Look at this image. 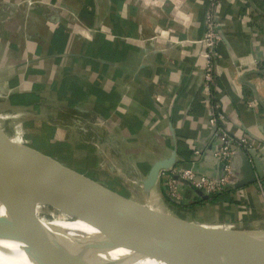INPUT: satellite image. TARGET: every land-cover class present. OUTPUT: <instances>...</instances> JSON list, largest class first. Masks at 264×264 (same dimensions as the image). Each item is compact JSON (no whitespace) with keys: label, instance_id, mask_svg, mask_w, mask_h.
<instances>
[{"label":"crops","instance_id":"crops-1","mask_svg":"<svg viewBox=\"0 0 264 264\" xmlns=\"http://www.w3.org/2000/svg\"><path fill=\"white\" fill-rule=\"evenodd\" d=\"M210 4L0 0V130L77 170L33 145L46 134L94 175L77 171L121 200L208 227L264 228V177L257 170L260 181L234 188L233 204L202 200L181 183L183 209L175 210L166 177L151 202L144 189L152 166L174 153L176 166L219 176L214 153L221 141L209 123L199 43ZM217 18L223 41L216 102L233 135L258 143L255 158L264 171V73L256 66L264 65V0H225ZM14 96L22 102L10 103ZM237 162L242 171L241 157Z\"/></svg>","mask_w":264,"mask_h":264},{"label":"water","instance_id":"water-1","mask_svg":"<svg viewBox=\"0 0 264 264\" xmlns=\"http://www.w3.org/2000/svg\"><path fill=\"white\" fill-rule=\"evenodd\" d=\"M255 151L249 154L240 151L234 157V163L240 173V179L234 188L245 187L256 183L264 177V171L255 158ZM0 154L20 156L24 163L15 167L0 156V200L12 210L13 221L9 226L0 220V240L11 241L22 233L39 234L50 229L41 227L34 215L36 204L51 203L58 209L75 214L56 203L44 190L56 193L64 199L79 201L91 206L98 215V221L83 218L84 221L96 227L105 229L116 237L133 239L152 245L168 246L174 243L186 244V250L181 252L182 245L175 248L176 255L169 259L170 264H264V228L260 229H228L208 227L206 225L184 220L170 213L158 211L148 205L131 203L117 198L114 194L101 188L90 177L79 171L67 168L24 145L10 141L0 130ZM238 157L242 160V171L238 169ZM217 162V161H216ZM218 164V163H217ZM176 166V153L170 159L156 162L150 169L144 181L146 197L159 184L162 174ZM219 166V165H218ZM222 167H220L221 172ZM260 181V180H259ZM202 200L211 196L189 185ZM24 197L28 202L22 204ZM176 202V201H175ZM107 214L119 217L132 224H138L148 229L145 233L130 231L111 224ZM166 220L173 224L164 234L153 236L149 231V221ZM16 225V226H15ZM52 242L49 243L51 245ZM51 246L57 247L56 244ZM51 247V252H53ZM54 248V249H55ZM59 252V251H58Z\"/></svg>","mask_w":264,"mask_h":264},{"label":"bare ground","instance_id":"bare-ground-1","mask_svg":"<svg viewBox=\"0 0 264 264\" xmlns=\"http://www.w3.org/2000/svg\"><path fill=\"white\" fill-rule=\"evenodd\" d=\"M0 156L16 168H20L24 163L20 156ZM44 193L82 217L72 222H52L50 225L56 228L39 234L22 233L8 242L0 240V264H170L169 259L178 253L174 252L176 247L182 245L180 251L186 250V244L183 243L159 246L113 236L105 229L83 220L86 218L98 221V215L91 206L64 199L49 190H44ZM107 219L111 224L115 223L117 227L130 231H148L141 225L132 224L113 215L107 214ZM148 225L153 236L162 235L173 226L172 223L163 221H149ZM50 242L57 247L49 245ZM49 258L55 259L57 263H50Z\"/></svg>","mask_w":264,"mask_h":264},{"label":"built area","instance_id":"built-area-1","mask_svg":"<svg viewBox=\"0 0 264 264\" xmlns=\"http://www.w3.org/2000/svg\"><path fill=\"white\" fill-rule=\"evenodd\" d=\"M223 1L225 0H211L208 12L205 15V32L199 41L202 45L204 89L208 91L209 100L212 102L210 105L211 116L209 123L213 128L214 137L221 141L220 147L214 153V157L222 169L217 177L200 176L193 167L184 168L176 166L169 171L163 172L162 177L167 178L169 196L177 203H181L184 200L181 183H184L186 186L190 185L194 189L201 190L210 196L234 188V185L240 179V173L234 163L235 155L243 151L250 156L251 151L259 149L258 143L254 138L235 136L229 131L226 126L227 116L218 108L216 102V67L218 60L221 58L219 47L223 41L217 18V10L221 7ZM242 1L246 2V0ZM29 5H32V2L29 1ZM243 5L247 8L250 7L251 3L247 1ZM256 66L262 69L264 73V65L259 64ZM257 105L258 101L256 99L247 102L249 110L255 109ZM260 188L264 193V186L261 182Z\"/></svg>","mask_w":264,"mask_h":264},{"label":"trees","instance_id":"trees-1","mask_svg":"<svg viewBox=\"0 0 264 264\" xmlns=\"http://www.w3.org/2000/svg\"><path fill=\"white\" fill-rule=\"evenodd\" d=\"M254 1V0H251ZM20 96H14L10 98V103L12 104H18L22 101H20ZM43 137L40 136V139L37 140L36 138L33 139V145L41 150L46 151L49 154H53L58 156L61 160L65 161L66 163H68L69 165L73 166L74 168H76L77 170L87 173L88 175H94V172L88 167H83L82 165H79L80 163H76L72 160L71 155L69 153H65L64 149H67V147H65L64 149H62V146H58V145H52L49 144L46 139H47V135H44V138L42 140ZM68 151V150H67ZM63 158V159H62ZM71 159V160H70ZM70 160V161H69ZM235 190L234 188H230L225 190L222 193H217V194H213L211 195L210 201L213 203H228V204H233L235 203V199H234V194ZM171 203V205L174 207L175 210H181L183 209L182 205H179L178 203H175L173 201H169Z\"/></svg>","mask_w":264,"mask_h":264},{"label":"rangeland","instance_id":"rangeland-1","mask_svg":"<svg viewBox=\"0 0 264 264\" xmlns=\"http://www.w3.org/2000/svg\"><path fill=\"white\" fill-rule=\"evenodd\" d=\"M22 200H23L22 204H24V205L26 204V206L29 205L28 202L25 201L26 199L24 197H22ZM147 201L151 202V199H149ZM155 204H157V206H158V203H155ZM34 207H35L34 215L36 216L38 222L40 223V226L45 227L46 229L56 228L55 226L50 225V223L55 222V221L72 222V221L78 219L74 215L58 209L56 206H54L51 203L43 202L39 205L36 204V206H34ZM11 216H12V210L10 209V207H8L7 204H5L3 201L0 200V220L7 223L6 225L9 226L10 222L12 223V221L14 220L13 217H11ZM162 221L165 223L169 222L166 220H159L157 222H162ZM169 223H171V222H169ZM50 240H52V239H50ZM54 242H56V241L54 240ZM49 262L50 263H57L56 260L53 258H49Z\"/></svg>","mask_w":264,"mask_h":264}]
</instances>
